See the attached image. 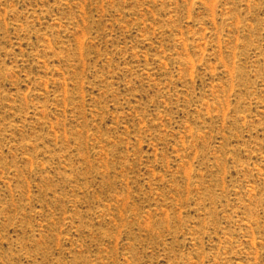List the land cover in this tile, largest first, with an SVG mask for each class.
I'll use <instances>...</instances> for the list:
<instances>
[{
  "label": "rangeland",
  "instance_id": "rangeland-1",
  "mask_svg": "<svg viewBox=\"0 0 264 264\" xmlns=\"http://www.w3.org/2000/svg\"><path fill=\"white\" fill-rule=\"evenodd\" d=\"M0 264H264V0H0Z\"/></svg>",
  "mask_w": 264,
  "mask_h": 264
}]
</instances>
